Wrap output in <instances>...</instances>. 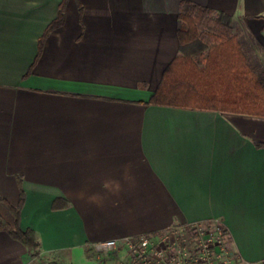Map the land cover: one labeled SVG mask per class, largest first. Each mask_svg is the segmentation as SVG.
Here are the masks:
<instances>
[{
  "label": "crops",
  "instance_id": "obj_1",
  "mask_svg": "<svg viewBox=\"0 0 264 264\" xmlns=\"http://www.w3.org/2000/svg\"><path fill=\"white\" fill-rule=\"evenodd\" d=\"M63 1L0 0V195H24L40 242L0 229V264H88L97 242L213 219L264 264V118L149 103L185 1L230 17L264 81V0H65L45 36Z\"/></svg>",
  "mask_w": 264,
  "mask_h": 264
},
{
  "label": "trees",
  "instance_id": "obj_2",
  "mask_svg": "<svg viewBox=\"0 0 264 264\" xmlns=\"http://www.w3.org/2000/svg\"><path fill=\"white\" fill-rule=\"evenodd\" d=\"M65 0L58 17L47 29L64 19ZM196 3L181 4L178 36L182 53L165 69L161 83L149 103L191 109H208L247 114L264 118V81L249 63L242 39L230 30V17L217 14ZM213 17V18H212ZM44 37L40 40L42 49ZM198 43L194 53L183 52L186 45ZM264 146L263 143H258ZM16 220L9 224L0 214V229L37 250L40 242L32 229L20 227L24 195L18 205H13L0 195Z\"/></svg>",
  "mask_w": 264,
  "mask_h": 264
},
{
  "label": "built area",
  "instance_id": "obj_3",
  "mask_svg": "<svg viewBox=\"0 0 264 264\" xmlns=\"http://www.w3.org/2000/svg\"><path fill=\"white\" fill-rule=\"evenodd\" d=\"M227 226L216 219L177 223L149 233L95 243L98 251L122 247V264H250L229 244Z\"/></svg>",
  "mask_w": 264,
  "mask_h": 264
},
{
  "label": "rangeland",
  "instance_id": "obj_4",
  "mask_svg": "<svg viewBox=\"0 0 264 264\" xmlns=\"http://www.w3.org/2000/svg\"><path fill=\"white\" fill-rule=\"evenodd\" d=\"M216 17H217V15H216ZM230 30H231V28H230ZM238 31H243V30H238ZM198 47H199V45H198ZM91 255H92V257H94V259L89 261L88 264H122L123 263V256L125 255V252L120 251L119 249L110 250L109 252L98 251V250H96V248L94 246L93 252ZM78 264H80V263H78Z\"/></svg>",
  "mask_w": 264,
  "mask_h": 264
}]
</instances>
